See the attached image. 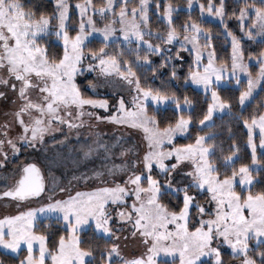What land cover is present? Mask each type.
<instances>
[{
  "label": "snow or ice",
  "instance_id": "1",
  "mask_svg": "<svg viewBox=\"0 0 264 264\" xmlns=\"http://www.w3.org/2000/svg\"><path fill=\"white\" fill-rule=\"evenodd\" d=\"M52 2L53 11L37 14L31 0H0V99L10 93L13 105L0 120V168L22 148L39 150L46 136L62 145L68 136L57 140L54 133L87 126L88 135L73 149L84 171L62 186L60 177L46 183L41 168L24 161L5 176L0 201L14 203L16 211L0 215V249L12 264H264V110L243 112L254 91L264 88V0H233L230 10L226 0H186L184 6L76 0L75 21L70 0ZM181 11L187 14L177 23L174 14ZM209 17L230 38L225 57L214 47ZM49 36L62 52L49 50ZM94 40L98 46H90ZM245 40L260 47L247 50ZM185 51L191 60L184 83L202 86L206 98L210 93L197 115L187 95L182 103L171 87L141 81L140 73L150 71L163 82L162 70L168 84L179 81ZM223 81L239 89L235 114L233 98L218 91ZM124 84L128 96L113 92L114 103L98 92ZM169 105L173 115L162 120V107ZM218 110H228L247 130L251 164L232 166L239 151L235 139L227 155L222 146L217 154L218 133L211 129ZM98 123L115 125L112 136L95 132ZM120 128L138 130L139 144L117 135ZM227 132L231 137L230 125ZM93 160L99 163L87 167ZM91 180L96 186L87 190L72 187ZM33 201L38 206H29ZM53 222L58 236L48 231ZM89 229L95 239L82 236ZM129 239L139 241L140 254L123 253L119 242Z\"/></svg>",
  "mask_w": 264,
  "mask_h": 264
},
{
  "label": "trees",
  "instance_id": "2",
  "mask_svg": "<svg viewBox=\"0 0 264 264\" xmlns=\"http://www.w3.org/2000/svg\"><path fill=\"white\" fill-rule=\"evenodd\" d=\"M76 2V0H70V3L73 4ZM100 0H97V3H99ZM173 5L175 6L177 3H179L181 6H184L186 4V0H171ZM31 3L36 5L37 14H39L40 11H46L51 12L53 11V2L52 0H31ZM228 9L230 10L233 5V0H226ZM186 11H181L177 15V23L181 22L184 16L186 15ZM74 17L73 12L71 13V19ZM209 23L206 26H210L212 28V34H213V44L216 48V51L218 53V56L225 57L230 53L231 45L229 43V39L225 37V35L220 30V26L217 23V21L208 19ZM54 22V21H53ZM152 26L157 27V21L156 17L152 16ZM229 26L232 27L238 32V28L236 26L235 21H230ZM45 42L47 43L49 50H56L58 52H62V45L59 44L58 41L55 40L54 36L45 37ZM245 48L247 50L256 51L260 47L259 44H253L250 41L245 40L244 42ZM99 40H94L92 42V45L90 46H98ZM184 56V67L181 69V79L179 81L172 80L170 84L167 83L168 75L167 70H162L163 73V82L160 77H157L155 80L151 78V72H142L141 74V81L143 84H151L153 87H161V86H167L171 87L172 89L176 90L178 95L181 98V102L183 103V96L187 95L190 100L193 101V105L190 106V110L193 115L201 114L202 109H206L207 102L209 97L206 94L203 93L201 90L194 88L189 83L185 84L183 81V74L187 70L188 63L191 60L190 54L185 51L182 53ZM247 59V57H246ZM152 60L156 63L159 62V58L156 56L152 57ZM256 68L253 67V70ZM147 77V79H145ZM81 83V82H79ZM246 84L245 80L242 81L241 87ZM218 91L220 92L221 96L225 98H233L234 103L233 107L231 109L232 114L237 113L240 110V105L235 102V98L239 95V89L235 86H220L218 88ZM173 107L172 105L167 106L166 108H162L160 112V118L163 120L165 116L171 117L173 115ZM151 106L149 108V111H151ZM254 110H264V88L259 87L253 97L246 102L245 106L243 107V112L245 115H251ZM214 120V127L211 129L212 131H215L218 133V135L215 137L214 142L217 145V154H221V146L223 148V155H227L230 148V144L232 143V140L235 139L239 148V151L236 153V159L234 161V164L232 166L239 167L241 163H248L251 164V153L250 150L246 146V137H247V130L243 127L242 122H238L236 119H234L233 115H230L229 112H224L221 115H217L213 118ZM229 125L232 128V136L229 137L227 129ZM223 128V130H221ZM205 131H209V129L205 128ZM181 143H187V140H180ZM231 168H229V171ZM255 175V172L253 173ZM50 176L47 180V183L51 182ZM258 188L259 185H256ZM237 188H239V185L237 184ZM43 230V229H41ZM48 231L55 233L56 236L59 234V226L56 225L54 222L52 224V227L48 229ZM82 236L85 239H88L92 237L91 230H87L84 233H82ZM52 238H55L52 237ZM95 239V237H92ZM100 243H103L101 240ZM25 254L23 251L21 252V255ZM0 258H4L6 260V264H12V261L9 257L5 255V252L0 251ZM225 259H228V252L225 253ZM162 260V259H160ZM167 262V260H162Z\"/></svg>",
  "mask_w": 264,
  "mask_h": 264
},
{
  "label": "rangeland",
  "instance_id": "3",
  "mask_svg": "<svg viewBox=\"0 0 264 264\" xmlns=\"http://www.w3.org/2000/svg\"><path fill=\"white\" fill-rule=\"evenodd\" d=\"M75 3L76 2L72 4L73 7L72 9H70V15L72 12L74 14L72 21H75V19L77 18V13L74 7ZM208 19L214 20L211 17H209ZM53 23H55V21ZM229 43L231 45L230 39H229ZM252 71L253 73H255L256 69L255 70L252 69ZM87 78L91 79L92 77L88 76ZM244 80L246 82V78ZM78 82H81V84L83 85L85 82V78H80ZM189 84L192 85L190 82ZM225 85L235 86V82L233 81L231 84H229L227 81L221 82V86H225ZM192 86L196 89L201 90L203 93H205L202 86H196V85H192ZM257 89L254 91V94L257 91ZM0 90H2V88H0ZM98 92L101 94V96L108 98L111 102L114 103L115 97L112 95V93L120 92V93H123L127 97L129 93V88L126 84H124L122 87L117 85V86L110 87V88H102V89H99ZM88 94L91 95L92 93L89 91ZM207 96L210 99V93H208ZM11 108H13V105L11 103L5 102L3 99H0V120L4 118L3 113L8 111ZM96 111H98L100 115L107 114L105 113L103 109H96ZM227 111L228 110H224L223 112H221L218 110L214 114V117L217 115H221ZM85 119H87V117H85ZM115 127H116L115 125L108 124V123H98L94 131L97 133H107L108 136L105 138H109L112 136L113 129ZM77 131H80L81 133L79 138L76 135ZM88 131L89 130L87 126H85L82 129L72 130L71 132H69L67 128L65 127L63 132H57L53 134L57 140H59L62 135L68 136L67 141L62 145L53 146L51 138L46 136L44 146L41 147L39 150H37V153L30 154L28 152L30 151V149L26 150L22 148L19 155L14 156V157L10 156L7 164L3 168H0V183L4 182L5 176L13 175L12 170L15 168L16 165L25 161L27 158H33L34 159L33 162L37 163L40 166L43 172V175L45 177L46 183L50 176L55 175L56 177L61 178L62 186L67 184L68 179L74 173L79 174V172L84 171V167L80 166L78 163V160H79L78 153L74 151L73 149L76 148V146L78 145V142L83 141L85 139V136L88 135ZM121 133H125L128 141L133 144H139L141 140V136H142V134L138 130L130 129V128H120L116 134L118 135ZM256 142L257 144L259 143L258 129H257V135H256ZM45 149H47V151H45ZM94 163H99V162L96 160H93L87 165V167H91L92 164ZM96 183L97 182L95 180H91L87 182V184L84 181H80L79 183H77L76 181H73L72 187L74 190H87V188L96 186ZM237 184H238V181H237ZM29 206H38V205H36V202L33 201L32 204ZM15 211H16V208H15L14 203H11L6 206L3 201H0V215H3V214H13L14 215ZM119 243H120L123 253L129 257L133 255H138L143 251L138 240H134V239L121 240ZM0 251L5 252V250L3 249H0ZM228 252H230V250H228ZM158 259L167 260L168 258L161 255L160 257H158Z\"/></svg>",
  "mask_w": 264,
  "mask_h": 264
},
{
  "label": "flooded vegetation",
  "instance_id": "4",
  "mask_svg": "<svg viewBox=\"0 0 264 264\" xmlns=\"http://www.w3.org/2000/svg\"><path fill=\"white\" fill-rule=\"evenodd\" d=\"M3 90V89H2ZM11 99H12V97H11V94L9 93V95H8V99L7 100H5V99H3L5 102H8V103H11ZM30 154H34V153H37V150H33V149H30V151H28ZM25 161H27V162H33L34 161V159L33 158H27ZM24 162V161H23Z\"/></svg>",
  "mask_w": 264,
  "mask_h": 264
},
{
  "label": "water",
  "instance_id": "5",
  "mask_svg": "<svg viewBox=\"0 0 264 264\" xmlns=\"http://www.w3.org/2000/svg\"><path fill=\"white\" fill-rule=\"evenodd\" d=\"M35 163V162H34ZM37 164V163H36ZM38 165V164H37ZM39 166V165H38ZM40 167V166H39ZM42 171V170H41ZM42 174H43V172H42Z\"/></svg>",
  "mask_w": 264,
  "mask_h": 264
}]
</instances>
